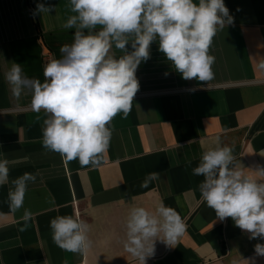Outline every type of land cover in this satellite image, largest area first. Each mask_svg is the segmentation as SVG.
<instances>
[{"label":"crops","instance_id":"obj_1","mask_svg":"<svg viewBox=\"0 0 264 264\" xmlns=\"http://www.w3.org/2000/svg\"><path fill=\"white\" fill-rule=\"evenodd\" d=\"M38 3L56 9L34 16ZM224 3L232 23L209 49L213 79H183L157 39L136 71L140 86L127 117L119 113L109 125L100 165L81 167L42 146L45 114L33 112L31 94L15 99L4 79L15 62L29 78L44 81L45 66L74 41L75 29L62 27L73 14L69 0H0V159L9 169L8 183L0 186V264H139L124 248L127 217L133 207L155 213L161 202L186 227L171 246L157 240L146 264H238L256 254L264 239H249L231 218L218 220L202 199L203 177L192 172L204 152L228 145L234 165L264 182L255 173L264 167V0ZM111 51L124 54L114 46ZM26 172L36 182L28 184L23 207L11 213L12 182ZM150 173L159 178L142 187ZM25 209L32 213L27 228ZM63 215L88 223L87 251L69 252L53 242L50 220Z\"/></svg>","mask_w":264,"mask_h":264},{"label":"clouds","instance_id":"obj_2","mask_svg":"<svg viewBox=\"0 0 264 264\" xmlns=\"http://www.w3.org/2000/svg\"><path fill=\"white\" fill-rule=\"evenodd\" d=\"M69 7L73 14L62 27L75 29L74 41L62 45L61 58L45 66L44 81L29 78L15 62L4 79L15 99L31 94L33 112L45 114L42 146L65 162L78 160L81 167L100 165L111 140L109 125L119 113L127 117L140 86L136 71L150 59L154 41L158 39V50L183 79L206 82L214 77L215 57L209 54L213 38L232 23L224 0H69ZM55 9L38 3L33 15ZM113 46L124 54L117 58ZM259 67L264 69V62ZM233 152L228 145L204 152L193 175L203 177L202 199L218 220L231 218L250 234L249 239H264V182L245 176L234 165ZM255 173L264 178V167L257 166ZM8 177L7 160L0 159V186L8 183ZM158 178V173H150L141 186ZM36 179L26 172L12 182L11 213L23 207L28 184ZM31 217L25 209L24 228ZM185 227L180 214L162 202L155 213L133 207L125 224L124 248L139 264H146L157 240L171 246ZM50 228L61 249L82 253L92 245L90 227L79 216H57L50 220ZM254 249L264 256V244L257 243Z\"/></svg>","mask_w":264,"mask_h":264},{"label":"rangeland","instance_id":"obj_3","mask_svg":"<svg viewBox=\"0 0 264 264\" xmlns=\"http://www.w3.org/2000/svg\"><path fill=\"white\" fill-rule=\"evenodd\" d=\"M238 264H264V256H258L257 254L243 259Z\"/></svg>","mask_w":264,"mask_h":264}]
</instances>
